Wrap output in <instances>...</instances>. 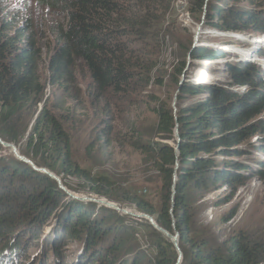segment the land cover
I'll return each instance as SVG.
<instances>
[{
    "label": "trees",
    "instance_id": "1",
    "mask_svg": "<svg viewBox=\"0 0 264 264\" xmlns=\"http://www.w3.org/2000/svg\"><path fill=\"white\" fill-rule=\"evenodd\" d=\"M35 2L63 19L54 33L48 82L44 84L38 74L41 51L34 33L21 27L9 33L5 18L0 28V138L15 146L27 141L23 154L31 156L36 166L58 176L77 177L84 183L81 190L88 189L97 198H106L121 207L135 206L139 213L152 216L170 233L178 231L182 264H264L263 238L239 230L223 240L211 227L200 224L211 193L221 191L215 205L229 204L252 178L262 175L264 162L256 164L246 159L254 154L247 144L254 137L262 138L264 131V120L260 119L264 114V83L255 68L227 63L228 78L223 85L214 83L216 79L211 77L208 83L185 80L182 75L189 54L192 60L201 62L222 59L226 54L180 43L172 80L178 89L181 87L176 113L169 103L154 98L152 111L157 122L151 139L145 141L138 131L133 143V148L149 158L157 173L160 203L155 207L133 192L115 191L107 179L92 177L74 164L69 134L49 108L46 91L49 86L52 94L62 91L70 96L77 62L89 75L87 93L96 101L110 94L126 95L134 83L148 85L157 59L151 57L155 49L152 44L161 47L165 43L167 34L162 25L174 0ZM249 3L253 0H188L190 12L200 23L206 6L205 29L264 34L262 18L248 9ZM157 84L162 85V80ZM177 125L178 156L174 147L165 143L176 141ZM177 160L179 167L175 170ZM11 163L12 166L0 164V208L8 211L20 199L31 215L22 220L24 225L38 226L46 225L60 209L56 229L60 227L68 240L81 241L82 249L76 258L79 264H176L178 253L173 244L148 221L135 222L152 230L156 254L151 260L130 247L127 238L135 236L136 228L125 224L127 216L95 203L66 201L55 180L18 160ZM97 211L102 218H96ZM237 212L235 205L223 217L224 222H230ZM4 219L1 215L0 222ZM106 237L107 242L102 243ZM15 243L13 240L9 247L15 249ZM128 254L133 255L131 259L126 258Z\"/></svg>",
    "mask_w": 264,
    "mask_h": 264
},
{
    "label": "rangeland",
    "instance_id": "2",
    "mask_svg": "<svg viewBox=\"0 0 264 264\" xmlns=\"http://www.w3.org/2000/svg\"><path fill=\"white\" fill-rule=\"evenodd\" d=\"M248 6H250L248 9L255 10L261 16L264 23V0H253ZM5 18L9 21L6 24L9 33H13L19 27L29 28V31L34 33L41 51L38 74L41 81L47 84L54 33L63 19L39 7L35 0H0V28ZM199 25L197 17L189 10L188 0H174L162 25L167 39L161 47L152 44L155 49L151 57L157 58L152 81L146 86L134 83L132 90L126 95L110 94L100 101L94 100L87 93L91 82L89 75L78 62L76 82L72 85L70 96L62 91H55L52 94L51 88L47 86L49 108L63 122L69 134L74 164L92 177L107 179L115 191L133 192L155 207L160 203L157 173L149 158L134 149L133 143L136 141L138 131L144 135L145 141L151 139L150 134L157 122V117L152 111L156 105L154 98L158 99V102L169 103L174 109L173 99L178 87L172 82L175 73L173 68L179 55L180 43L186 46L192 43L193 46L196 44V47L224 51L226 54L224 58L211 62L193 60L189 70L182 75L185 80L208 83L211 77L213 80L216 79L214 83L223 85L228 78L227 63H242L252 69L255 68V73L262 77L264 83L262 42L264 34H235L204 28L196 43L195 33ZM254 42H257V45L252 44ZM259 61H262V64L257 63ZM202 64L204 67L200 66ZM250 68L249 70H252ZM200 72L207 75L205 79L208 81L199 79ZM158 80H162L163 84H157ZM260 119L264 120V114ZM262 135V138L254 137L247 144L254 152L253 155L246 157L247 161L256 164L259 161L264 162V131ZM26 143L27 141L23 140L16 146L22 155L26 151ZM13 159L18 160L6 149L0 151V164L12 166ZM261 174L240 189L229 204L215 205L221 191L211 193L206 199L208 209L202 216L200 224L211 227L217 237L223 240L239 230L248 231L256 238L264 239V166ZM58 177L70 192L97 198L88 189L81 190L84 187L83 180L63 174ZM63 194L66 201H77L66 193ZM235 205H238L237 215L230 222H224L223 217ZM122 207L137 211L135 206L124 204ZM97 212L94 214L96 218L98 219L97 216L102 218L101 213ZM59 213L60 209L56 210L46 225L29 223L24 225L23 221L31 218V215L22 200L16 199L15 206L8 211L4 212V208H0V217L3 215L6 218L0 222V264H79L80 260L76 258L82 249V243L78 240H68L61 234L60 227L56 229ZM135 221V218L129 216L125 219L127 226L135 225L136 228L135 236L127 238L131 242L130 247H133L136 253H144L147 260H151L156 254L152 230L145 224H137ZM107 239V237L101 239L102 243H106ZM13 240L16 241L15 250L9 247ZM2 252L13 254L5 260V253L3 257ZM132 256L128 254L126 258L131 259ZM145 264L151 263L147 261Z\"/></svg>",
    "mask_w": 264,
    "mask_h": 264
},
{
    "label": "water",
    "instance_id": "3",
    "mask_svg": "<svg viewBox=\"0 0 264 264\" xmlns=\"http://www.w3.org/2000/svg\"><path fill=\"white\" fill-rule=\"evenodd\" d=\"M208 2V0H207ZM206 14V6L204 8V14H203V17H202V21L200 23V25L197 27V30H196V33H195V40H196V43H198L199 39H200V35L201 33L203 32V29H204V15ZM196 47V44L194 45V48ZM194 61L191 59V56L189 54V57H188V65H187V68H186V71L189 70L190 68V65L191 63H193ZM185 71V73H186ZM180 88L177 90V92L175 93L174 95V99H173V107H174V113H176V105H177V101H178V96H179V93H180ZM176 118V121H177V117ZM175 140L176 141H172V142H165L167 144H169L170 146L174 147L176 153H177V156H178V153H179V149H180V135H179V129H178V125L176 126V129H175ZM0 145H2L3 147H5V149L7 150L8 153H12L15 155V157L22 163L24 164H27L29 166H31L33 168L34 171L36 172H39V173H43L44 175L50 177L51 179L55 180L59 186V188L64 192L66 193L69 197L77 200V201H80V202H85V201H93L99 205H106V208H109V209H112V210H115V211H118V212H122V213H126L128 214V212L122 208L120 209V207L118 206L117 203L115 202H112V201H108V199L106 198H99V199H94L93 198H89V200H87V198H83V199H80L78 197H76L75 193H72L70 192L62 183V180L56 175L54 174L53 172L49 171L48 169L46 168H40V167H37L35 165V163L28 159L26 156L20 154V152L17 151V147L14 145V144H10V143H7L5 141H3L1 138H0ZM179 167V161L177 160L176 162V167H175V170H177ZM176 174L174 175V185H173V195H172V203H174V200H175V185H176ZM77 194V193H76ZM85 196V195H84ZM90 197V196H89ZM106 201V202H104ZM100 203H103V204H100ZM172 211H173V208H171V214H172ZM135 219L136 220H146L148 221V223L150 224V226L155 229L156 231H158L159 233H161L162 235H164L174 246V248L176 249L177 253H178V259H177V262L176 264H182L183 263V259H184V256H183V252L180 248V245H179V241H180V234L178 231H175L174 234L170 233L169 231H167L166 229H164L163 227H161L157 222L156 220L146 214V213H139V214H136L135 215ZM174 221V220H173Z\"/></svg>",
    "mask_w": 264,
    "mask_h": 264
},
{
    "label": "bare ground",
    "instance_id": "4",
    "mask_svg": "<svg viewBox=\"0 0 264 264\" xmlns=\"http://www.w3.org/2000/svg\"><path fill=\"white\" fill-rule=\"evenodd\" d=\"M260 41H261V39H260ZM262 42L264 43V40H262ZM252 44H255V45H257V42H254V43H252ZM257 63H261L262 64V61H259V62H257ZM260 67L262 68V65H260ZM199 79H203V81H204V79L205 78H207V75L204 73V72H200L199 74ZM205 80H207V79H205ZM17 151H18V149H17ZM19 152V151H18ZM75 195H76V197H78V198H80V199H83V198H87V200H89V198H93V200L94 199H97V198H94V197H89V196H84V195H79V194H76L75 193ZM73 199V198H72ZM89 202H91V203H95V202H93V201H89ZM104 202H106V201H104ZM84 203H88V201H85ZM107 203V202H106ZM95 204H97V203H95ZM100 204H103V203H100ZM97 205H99V204H97ZM99 206H103V207H106V205H105V203H104V205H99ZM119 207H120V209H122V207L120 206V205H118ZM127 212H128V214H126V213H122V212H118V211H116V212H118V213H120V214H123V215H125V216H129V217H132V218H136L135 217V215L136 214H139V212L138 211H136V210H134V209H131V208H124ZM10 246V245H9ZM11 249H14V248H11ZM16 249V248H15ZM14 249V250H15ZM8 251V250H7ZM6 252V251H5ZM5 252H2L1 253V255L4 257V255H5V260H8L9 258H10V256L13 254V253H11V252H7V253H5ZM5 253V254H4ZM4 254V255H3Z\"/></svg>",
    "mask_w": 264,
    "mask_h": 264
},
{
    "label": "clouds",
    "instance_id": "5",
    "mask_svg": "<svg viewBox=\"0 0 264 264\" xmlns=\"http://www.w3.org/2000/svg\"><path fill=\"white\" fill-rule=\"evenodd\" d=\"M204 14V13H203ZM203 17V16H202ZM263 38H264V36H263ZM199 83H204V82H199ZM244 89V88H243Z\"/></svg>",
    "mask_w": 264,
    "mask_h": 264
}]
</instances>
